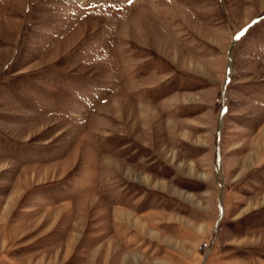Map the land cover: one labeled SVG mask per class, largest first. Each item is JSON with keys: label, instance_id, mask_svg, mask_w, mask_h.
Segmentation results:
<instances>
[{"label": "rangeland", "instance_id": "1", "mask_svg": "<svg viewBox=\"0 0 264 264\" xmlns=\"http://www.w3.org/2000/svg\"><path fill=\"white\" fill-rule=\"evenodd\" d=\"M0 264H264V0H0Z\"/></svg>", "mask_w": 264, "mask_h": 264}, {"label": "snow or ice", "instance_id": "2", "mask_svg": "<svg viewBox=\"0 0 264 264\" xmlns=\"http://www.w3.org/2000/svg\"><path fill=\"white\" fill-rule=\"evenodd\" d=\"M239 37H237V39H238Z\"/></svg>", "mask_w": 264, "mask_h": 264}]
</instances>
